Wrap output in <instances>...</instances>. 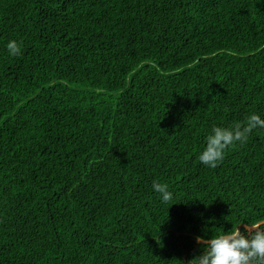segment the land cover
<instances>
[{
	"label": "trees",
	"instance_id": "16d2710c",
	"mask_svg": "<svg viewBox=\"0 0 264 264\" xmlns=\"http://www.w3.org/2000/svg\"><path fill=\"white\" fill-rule=\"evenodd\" d=\"M252 114L264 0H0V264H187L264 218V129L198 159Z\"/></svg>",
	"mask_w": 264,
	"mask_h": 264
},
{
	"label": "clouds",
	"instance_id": "9594fccd",
	"mask_svg": "<svg viewBox=\"0 0 264 264\" xmlns=\"http://www.w3.org/2000/svg\"><path fill=\"white\" fill-rule=\"evenodd\" d=\"M6 47L10 55L15 56L20 52V46L14 39ZM257 128L264 129V118L259 114L250 115L243 125L237 123L230 127H214L206 137V146L198 157L199 161L215 168L228 148L237 142H245L248 134ZM152 189L159 194L163 203L173 199V193L164 183L153 181ZM242 224L237 222L230 230L209 239L197 237L202 254L187 264H264V218L248 221L243 230L240 227Z\"/></svg>",
	"mask_w": 264,
	"mask_h": 264
}]
</instances>
